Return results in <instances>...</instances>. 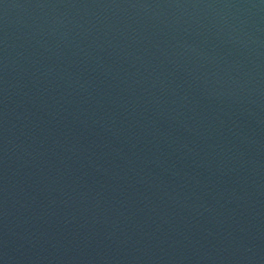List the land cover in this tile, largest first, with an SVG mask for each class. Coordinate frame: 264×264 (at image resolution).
Instances as JSON below:
<instances>
[{
  "label": "water",
  "instance_id": "water-1",
  "mask_svg": "<svg viewBox=\"0 0 264 264\" xmlns=\"http://www.w3.org/2000/svg\"><path fill=\"white\" fill-rule=\"evenodd\" d=\"M0 264H264V0H0Z\"/></svg>",
  "mask_w": 264,
  "mask_h": 264
}]
</instances>
